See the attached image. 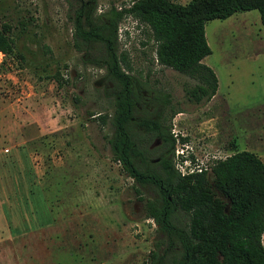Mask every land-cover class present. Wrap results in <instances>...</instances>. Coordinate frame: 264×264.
<instances>
[{
	"label": "rangeland",
	"instance_id": "obj_1",
	"mask_svg": "<svg viewBox=\"0 0 264 264\" xmlns=\"http://www.w3.org/2000/svg\"><path fill=\"white\" fill-rule=\"evenodd\" d=\"M130 1L94 0V17ZM78 6L75 0H0V34L12 41L9 54L0 52V163L10 181V210L20 211L24 229L16 241L20 255L15 250L10 264H23L22 257L24 264H147L158 235L144 203L155 192L146 186L138 194L111 159L106 137L113 132L116 92L108 89L106 70L86 64L89 54L73 46ZM205 36L211 55L202 63L215 73L218 89L200 105L185 95L196 81L157 64L148 30L130 17L118 25L117 52L127 53L142 94H170L179 112L169 122L175 168L176 151L186 147L185 158L204 170L243 150L264 163L259 13L210 21ZM99 114L109 115L104 126L94 119ZM9 226L16 228L12 218ZM6 257L0 246V264Z\"/></svg>",
	"mask_w": 264,
	"mask_h": 264
},
{
	"label": "trees",
	"instance_id": "obj_2",
	"mask_svg": "<svg viewBox=\"0 0 264 264\" xmlns=\"http://www.w3.org/2000/svg\"><path fill=\"white\" fill-rule=\"evenodd\" d=\"M75 1L79 6L73 18V46L89 54L86 64L106 70L112 85L108 89L116 92L110 118L113 132L106 137L111 159L132 179L138 194L149 186L156 195L144 203L145 217L154 222L158 235L147 264H264L262 160L252 152L238 151L214 161L209 170L188 176L176 171L174 152L168 161L152 164L148 147L159 132L160 120L171 133L169 122L179 112L170 94L151 91L155 99L147 105L158 101L161 105L148 113L141 85L130 75L133 68L127 53L117 52L118 25L130 17L148 30L157 64L196 81L185 88L187 100L207 103L217 92L218 80L202 63L211 55L206 23L257 11L264 29V0H190L185 5L172 0H131L126 7H111L97 18L94 0ZM11 50L12 41L0 34V52L6 55ZM136 104L143 108L147 123L154 125L146 134L137 132L131 123L132 117L140 115ZM108 118L99 114L94 119L104 126ZM162 243L167 245L159 254Z\"/></svg>",
	"mask_w": 264,
	"mask_h": 264
},
{
	"label": "flooded vegetation",
	"instance_id": "obj_3",
	"mask_svg": "<svg viewBox=\"0 0 264 264\" xmlns=\"http://www.w3.org/2000/svg\"><path fill=\"white\" fill-rule=\"evenodd\" d=\"M159 95H162V93L159 92ZM143 96H144V103L146 104L145 108L147 109L148 113L154 109L155 105L156 106L161 105L160 101L155 102L151 106L147 105L149 100L155 99L153 92H150L148 94L143 93ZM136 106H137V111H138V113H140V115L132 117L130 119L131 123L133 124L134 127H136L137 132H140L142 134H146V130H148L151 127H154V125L147 123L148 119L145 116V114L143 113V108L141 106H139L138 104H136ZM168 112H169V110L166 109L165 115ZM160 121H161V123H160V126L158 127L159 132L156 135V137L153 138V140L151 141V143L148 147L149 151L152 152V154H153L152 158L149 159V161L152 164H158V163L162 162L163 160L168 161L171 158L173 152L175 151V145L172 144V141H173L172 136H171L172 133L169 132L167 123H165L164 121L162 122V120H160ZM141 122L143 125H139ZM155 197H156V195L153 198H155ZM153 198H151V199H153ZM169 201H171V200L169 199ZM156 229H157V227H156ZM156 245H157V243H155L153 245V247H154L153 250H155ZM159 245L161 247V251L159 252V254H161L164 252L163 247L166 246L167 244L162 243ZM175 250L177 252L179 251L178 248H175ZM150 254H151V252H150Z\"/></svg>",
	"mask_w": 264,
	"mask_h": 264
},
{
	"label": "crops",
	"instance_id": "obj_4",
	"mask_svg": "<svg viewBox=\"0 0 264 264\" xmlns=\"http://www.w3.org/2000/svg\"><path fill=\"white\" fill-rule=\"evenodd\" d=\"M3 167L4 164L0 163V246H5L7 250L5 262L6 264H10L11 257H15V250H19V242L17 243L16 241H19L20 237L23 236L24 229L21 231L19 230L21 217L20 211L15 210L16 206L10 210V181L8 175H5L3 172ZM23 198L25 199V197ZM11 218L13 224L16 226V228L13 226L12 230L9 226V219ZM18 250L17 253L20 255ZM22 259L24 264V257H22Z\"/></svg>",
	"mask_w": 264,
	"mask_h": 264
},
{
	"label": "built area",
	"instance_id": "obj_5",
	"mask_svg": "<svg viewBox=\"0 0 264 264\" xmlns=\"http://www.w3.org/2000/svg\"><path fill=\"white\" fill-rule=\"evenodd\" d=\"M176 136V135H174ZM186 149H180L176 151V159L179 160L178 164L176 165V170L181 176H188L195 173H200L202 170V165H197L196 162L193 163L190 159L185 158ZM185 152V153H184Z\"/></svg>",
	"mask_w": 264,
	"mask_h": 264
},
{
	"label": "water",
	"instance_id": "obj_6",
	"mask_svg": "<svg viewBox=\"0 0 264 264\" xmlns=\"http://www.w3.org/2000/svg\"><path fill=\"white\" fill-rule=\"evenodd\" d=\"M95 85H96V86H98V85H99V82H98V83H96Z\"/></svg>",
	"mask_w": 264,
	"mask_h": 264
}]
</instances>
